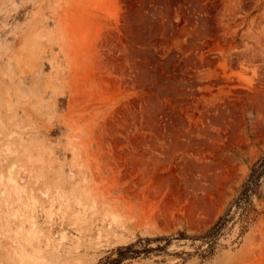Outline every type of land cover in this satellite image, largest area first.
<instances>
[{"label": "rangeland", "instance_id": "1", "mask_svg": "<svg viewBox=\"0 0 264 264\" xmlns=\"http://www.w3.org/2000/svg\"><path fill=\"white\" fill-rule=\"evenodd\" d=\"M263 156L264 0H0V264H264Z\"/></svg>", "mask_w": 264, "mask_h": 264}, {"label": "trees", "instance_id": "2", "mask_svg": "<svg viewBox=\"0 0 264 264\" xmlns=\"http://www.w3.org/2000/svg\"><path fill=\"white\" fill-rule=\"evenodd\" d=\"M263 175H264V156L254 164L249 174V177L243 184L242 190L234 200L237 206H242L246 202L251 201L252 194L258 187ZM225 219L226 217L222 215L220 219L211 228H209L206 231L203 237L208 238L215 236L222 227ZM137 244L138 242L135 241L118 246L115 250H117L120 255L114 258L113 260H111L109 264H114L115 262L121 261L123 258L137 255L141 251V249L139 248L134 249Z\"/></svg>", "mask_w": 264, "mask_h": 264}, {"label": "bare ground", "instance_id": "3", "mask_svg": "<svg viewBox=\"0 0 264 264\" xmlns=\"http://www.w3.org/2000/svg\"><path fill=\"white\" fill-rule=\"evenodd\" d=\"M13 167H14V166H13ZM14 168H15V167H14ZM14 168H13V169H14ZM15 169H16V168H15ZM15 169H14V170H15ZM14 170H13V171H14ZM13 171H12V169H11V172H13ZM11 177H13V174H12ZM14 178H16L15 175H14ZM14 178H13V179L10 178V179H11V182H12V180H14ZM16 180H17V179H16ZM19 183H20V182H19ZM4 186H5V185H4ZM2 189H3V187H2ZM5 191H6V188H5ZM22 248H23V247H22ZM22 248H21V249H22ZM23 250H24V249H23ZM25 250H26V249H25ZM26 251H27V250H26ZM27 252H28V251H27ZM24 254H25V253H24ZM26 255H27V254H26ZM26 255H25V256H26Z\"/></svg>", "mask_w": 264, "mask_h": 264}]
</instances>
